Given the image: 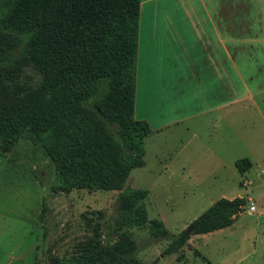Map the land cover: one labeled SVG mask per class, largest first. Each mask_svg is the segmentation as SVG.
<instances>
[{
  "label": "trees",
  "instance_id": "obj_1",
  "mask_svg": "<svg viewBox=\"0 0 264 264\" xmlns=\"http://www.w3.org/2000/svg\"><path fill=\"white\" fill-rule=\"evenodd\" d=\"M139 9L140 0H0V152L26 139L50 159L61 192L120 191L86 264H145L127 252L122 229L148 225L152 238L169 235L162 221L148 220L146 190L122 189L144 166L151 134L134 117ZM25 68L36 86L21 78ZM234 165L239 174L251 168L247 158ZM241 211L240 199L221 198L190 224L192 234L230 227ZM169 238L164 253L188 232Z\"/></svg>",
  "mask_w": 264,
  "mask_h": 264
},
{
  "label": "rangeland",
  "instance_id": "obj_2",
  "mask_svg": "<svg viewBox=\"0 0 264 264\" xmlns=\"http://www.w3.org/2000/svg\"><path fill=\"white\" fill-rule=\"evenodd\" d=\"M169 3L173 6L174 0H166ZM21 78L33 86L39 81L28 68ZM261 97L264 103V94ZM251 110L233 115L238 128L247 134L251 126L259 125V119L249 116ZM205 144L193 160L192 173L160 171L149 143L147 166L131 170L122 189H149L143 201L147 218L162 221L169 234L152 238L148 225L122 229L126 250L137 260L145 264H264V150L252 168L239 174L233 161L241 159L244 150L232 152V144L230 152L223 148L222 164L214 169ZM119 192H61L41 146L18 140L11 152H0V264H86L106 238L105 225L116 216ZM221 198L241 200L242 211L232 225L213 234H192L190 224ZM188 229L186 242L164 253L169 236Z\"/></svg>",
  "mask_w": 264,
  "mask_h": 264
},
{
  "label": "crops",
  "instance_id": "obj_3",
  "mask_svg": "<svg viewBox=\"0 0 264 264\" xmlns=\"http://www.w3.org/2000/svg\"><path fill=\"white\" fill-rule=\"evenodd\" d=\"M152 1L140 0L137 41L134 117L151 129L143 167L149 143L160 171L192 173L206 143L214 169L231 144L252 168L264 150V0ZM248 109L259 125L247 134L233 115Z\"/></svg>",
  "mask_w": 264,
  "mask_h": 264
},
{
  "label": "built area",
  "instance_id": "obj_4",
  "mask_svg": "<svg viewBox=\"0 0 264 264\" xmlns=\"http://www.w3.org/2000/svg\"><path fill=\"white\" fill-rule=\"evenodd\" d=\"M254 209V207L252 206L251 208H250V210H253Z\"/></svg>",
  "mask_w": 264,
  "mask_h": 264
},
{
  "label": "water",
  "instance_id": "obj_5",
  "mask_svg": "<svg viewBox=\"0 0 264 264\" xmlns=\"http://www.w3.org/2000/svg\"><path fill=\"white\" fill-rule=\"evenodd\" d=\"M188 233H190V230H187Z\"/></svg>",
  "mask_w": 264,
  "mask_h": 264
}]
</instances>
